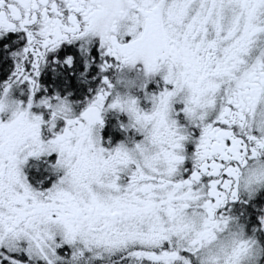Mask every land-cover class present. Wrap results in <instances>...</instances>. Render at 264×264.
Wrapping results in <instances>:
<instances>
[{
	"label": "snow or ice",
	"instance_id": "obj_1",
	"mask_svg": "<svg viewBox=\"0 0 264 264\" xmlns=\"http://www.w3.org/2000/svg\"><path fill=\"white\" fill-rule=\"evenodd\" d=\"M0 264H264V0H0Z\"/></svg>",
	"mask_w": 264,
	"mask_h": 264
},
{
	"label": "flooded vegetation",
	"instance_id": "obj_2",
	"mask_svg": "<svg viewBox=\"0 0 264 264\" xmlns=\"http://www.w3.org/2000/svg\"><path fill=\"white\" fill-rule=\"evenodd\" d=\"M113 135H114L113 143H115L117 140L122 138L120 136V133L118 131H116L115 129L113 130Z\"/></svg>",
	"mask_w": 264,
	"mask_h": 264
}]
</instances>
